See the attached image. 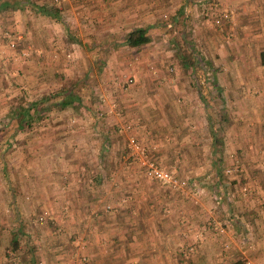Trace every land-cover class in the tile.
<instances>
[{
  "label": "rangeland",
  "instance_id": "374dc122",
  "mask_svg": "<svg viewBox=\"0 0 264 264\" xmlns=\"http://www.w3.org/2000/svg\"><path fill=\"white\" fill-rule=\"evenodd\" d=\"M32 1L35 3L44 1L47 6L54 4L60 11V15L56 18L43 15L34 11L28 4L18 10L11 11L10 17L13 14L11 24L4 19L0 22V33L5 29L10 35H20L17 41L13 39L15 41L13 52L18 55L14 61L7 58L10 55L5 57L2 55L4 48L12 46L0 43V196L3 197L4 193L10 190V182L17 181L18 184L15 186V182H13V188L19 200V202H0L1 233L7 231L6 228L9 226L6 223L5 213L10 210L13 213L14 211L19 213V208L23 207L22 205L32 203L30 208L32 214L30 213L28 218L23 217L18 220L22 230L29 228V237L26 234H20V247L15 252L12 251V248L8 249L6 255L4 253L1 255L3 259L9 261L11 258L14 260V262L10 260L11 264H16V262L19 263L16 261L18 257H26L24 253L27 255L29 251L35 257L27 264H44L42 256L44 251L60 255L65 252L64 259L73 257L74 264H86L85 256L79 262L82 255L74 251L80 239L77 237L78 244L74 242L70 247L68 243L70 240H67L68 242L64 240V238L68 239V234L63 228L66 223L62 224V220L65 222L71 220L66 218L68 217L66 213H69L73 207L71 200L74 198L72 197L74 194L71 189L76 187L75 183L80 182L81 184L82 181V185H84L85 181L88 183L92 180V172L89 170L90 168L87 169L83 158H90L91 150L95 151L97 146H101V143H106L105 135L96 132L99 135H95L93 138L86 137L83 128L95 123L92 121H95L96 117L105 115L109 120L118 119L119 124L116 128L117 133H120L117 135L118 146L123 150L124 157L120 158L125 162L131 161L130 163L136 166L139 173L145 177L141 163L133 157L127 147L128 135L132 134L134 137L136 135L129 130L130 123L124 118L116 98L117 93L123 94L132 90L135 85V75H133L136 73L135 70L141 74L137 78L142 83V86L138 88L140 89V98L146 97L147 101L156 108L161 107L160 103L174 99L171 101V106L176 105L174 109L183 102V97L180 92L173 94L171 90L173 88L177 91L175 88H181L186 84L201 88L213 101L214 93L209 91L211 87L210 72L212 71L213 76H216L215 81L219 80V85L222 86V90L216 98L218 102L214 110L219 107L224 115L230 116L226 117L227 120L234 119L233 124L232 121H223V129L222 126L221 129L224 139L221 138L219 142L214 160L219 165L222 164L223 172L220 170L221 167L218 168L222 178H227L228 181L258 182L256 188L258 191L243 185L241 192L246 197L253 195L259 199V202H256V208L253 210L252 206L251 211L264 213V81L262 85L252 81L250 84L246 81L248 75L244 73V57L247 56H249L247 64L250 68H261L256 66L261 65L257 53L262 49V45L264 48V0H258L252 4L249 3V5L247 4L248 0H136L135 6L141 5L137 10L139 18L137 21L146 27L149 36L147 44H143L137 49L128 46L123 40L126 33L133 28L131 23L125 24V27L123 25L115 27L121 23L118 22L111 29L106 26H97L99 24H96L95 20L88 21L91 16L86 0ZM98 1V5L104 2V0ZM236 2L241 3L242 6H236ZM100 7H103L102 10H104V6ZM106 14V11L102 12L99 17L106 16ZM74 18L79 25L75 26ZM24 19H27L29 24L25 23ZM108 20L106 17L99 20L101 21L100 25H104ZM83 22L86 23V26L80 25ZM115 22L117 21L115 20ZM49 23H56V25L51 29ZM88 24H92L96 33L112 35L107 36L102 42L97 40V36L92 39L87 32L90 30ZM72 28H75L78 34H74L75 31ZM42 32L46 33V36L42 39L40 45L42 49L39 50L36 39L40 38ZM111 36L114 37L110 38ZM83 38L87 39L84 41ZM183 39L196 57L194 64L190 65V67H194L191 72L188 70L189 68L180 65L174 54L175 40ZM259 43L261 48H257ZM230 48L237 49L236 58L227 57L228 54L232 55ZM22 50L27 51V54H21ZM220 50L227 54L222 56ZM218 51L221 54H218ZM255 51H257L256 54ZM36 55H41V57L37 58ZM228 60H233V62L230 63ZM33 64L44 66L43 71L41 72L42 68L34 69L36 66ZM202 65H205L206 69L209 67L208 71L210 72H206L207 70ZM231 65L238 66L234 70L235 73L230 71ZM215 67L222 73L215 74L213 71L216 70ZM38 70H40L39 75H37ZM246 72L248 74V71ZM20 93L23 94L22 101L25 104L42 95L52 94L49 100L50 105L38 115L41 118H34L29 125L25 124L23 129H16L13 135L6 137L4 136L5 131L10 127L14 128L12 113ZM68 95L72 99H78L75 106L57 103L61 97L67 99ZM237 95H239V99L251 98L252 103L261 104L259 106L256 104L252 114L246 113L244 111L245 104L241 100L237 102ZM210 105L214 106L215 102L210 103L209 107ZM193 107V109L203 108L199 100H196ZM211 108L206 106L203 109L205 112H211ZM166 109L167 107L164 109L165 115L168 112ZM191 124H189V126L191 125L190 129L197 128L195 122ZM137 140L144 147V157L158 164V158L155 157V154L147 151L144 141L138 138ZM57 141H59L58 144ZM42 145L49 147L48 151H46L47 148L43 149ZM56 146L60 147L55 149ZM37 150L38 153H30ZM22 157H24L23 159L34 158L32 167L44 164L46 169L44 180L49 183V186L44 190L49 193L48 199L53 197L51 199L53 202H50L52 209L54 207V211L58 210L63 215H61L62 218H56L50 214L47 203L30 201L29 199L33 195L21 190L22 177L19 176L18 171L23 165ZM29 162L31 163V161ZM69 162L72 163L69 164ZM69 165L72 166L71 169H69ZM158 165L172 170L178 177L186 181L187 177L183 175L186 173L185 171L175 166H166L164 163ZM9 173L13 177L15 176L13 180L6 178L7 175H11ZM119 174L117 167L110 169L108 173H105V180L119 181V177H126V175ZM22 175L26 176L24 173ZM162 185L164 184L162 183ZM184 185L179 189L164 186L166 189L181 193ZM106 205L109 207L106 208ZM116 207V203L106 202L103 205V210L107 213H115ZM84 219L83 216L79 219L78 217L72 218L74 222H77L75 227L81 229L84 227ZM221 226L224 227L223 224ZM247 227H249V223ZM38 228H41L43 233L41 231L36 233ZM28 240H30V245L26 247L24 245L28 243ZM33 245L44 250L40 252L42 255L33 253L35 250L32 248ZM58 246L61 249L57 248ZM68 251L69 256H67Z\"/></svg>",
  "mask_w": 264,
  "mask_h": 264
},
{
  "label": "crops",
  "instance_id": "0c3cea01",
  "mask_svg": "<svg viewBox=\"0 0 264 264\" xmlns=\"http://www.w3.org/2000/svg\"><path fill=\"white\" fill-rule=\"evenodd\" d=\"M135 1L136 0H104L103 3L99 4L100 6H104V10H102L103 7L97 4L99 2L98 0H86V5H88L87 7L89 8L91 16L88 21L95 20V23L99 24L97 26H106V28L110 27V29L118 22L121 23H118L115 27L119 25L125 27V24L128 23H131L133 27H144L140 24V21H137L139 19L137 17V10L138 8L140 9L141 5L138 4L135 6ZM255 1L258 0H248L247 4H252ZM40 2L46 5L44 1ZM28 4V1L25 0H0V22L1 20H6L7 23H10L13 16L12 14L10 17L11 11H14V9L18 10L20 7L22 8ZM53 6L55 5H46L48 8ZM236 6L242 5L236 2ZM29 7L32 8L31 5ZM53 9L57 10L53 15L33 10L43 15L56 18L60 15V11L56 6ZM100 10H102L103 13L106 11V16L99 17L102 13H100ZM26 16L28 17V15ZM104 17L109 20L106 21L104 25H100L101 21L99 20L104 19ZM75 20L74 18L73 23L76 26L78 22ZM115 20L117 22H115ZM129 20H132V22H129ZM24 22L29 24L27 19H24ZM55 25L56 23H49L51 29H53ZM80 25L86 26V23L83 22ZM91 25L92 24H88L90 30L87 32L92 39L97 36V40L102 42L105 41L107 36L112 35L108 33H96V30ZM72 30L75 31L74 34H78L75 28H72ZM42 33L41 35L38 33L40 38L36 39L37 49L39 50L42 49L40 45L42 39L46 36V33ZM113 37L114 36H111L110 38ZM10 38L17 41L20 35L11 34ZM86 39L87 38H83L82 40L85 41ZM259 39L262 41L261 38ZM123 40L125 41V38ZM7 42L8 40L0 35L1 45L7 46ZM146 44L147 42L145 45ZM258 45L257 48H261V44L259 43ZM13 49V47L4 48L2 55L4 57L10 55L7 58L11 61L16 60L13 57ZM220 52H222V56L227 54L223 50H220ZM220 52L218 51L217 53L221 54ZM236 52L237 49L230 48V54L232 55L228 54L227 57H232L230 59L236 58ZM256 53L257 51H255V54ZM257 56L260 59L261 65L256 67L261 68H250L247 64L249 63V56H247L244 57V73L248 75V79H246L247 82L252 84V81L262 85L264 81L263 45L262 49L258 51ZM36 57L40 58L41 55H36ZM228 61L230 63L233 62V60ZM35 66L34 69L42 68L41 72L43 71L44 66ZM202 66L206 69L205 65ZM193 68L192 66L187 67L190 72ZM208 68L209 67H207L206 72H210ZM237 68L238 66H232L230 71L235 73L234 70ZM213 71L215 74L219 72L218 68ZM246 71H248V74ZM135 72L136 73L133 74L135 75L134 87H132L130 92L128 91L125 93L123 91V94L117 93V104L121 108L126 121L130 123L129 130L132 131L138 139L144 141L147 146V151L151 154H155L159 163H164L166 166H175L185 171L186 173L183 175L187 177L186 183L181 193H178L166 189L160 181H151L143 177V175L139 173L138 168L130 163L131 161L125 162L124 159L120 158L124 157L123 150L118 146L119 138L117 135L120 134L116 131L119 124L118 119H110V121L105 115L96 117L95 121H92L95 123H92L91 126H89V124L87 128L84 126V134L85 136L87 135L86 137L90 136L93 138L95 135H99L98 133L100 132V134L105 135L106 143H101V146H97L95 151L91 150L90 154L92 156L90 158H83L87 169L90 168L89 170L92 172V180L91 182L89 181L90 183L88 182L89 184L85 181L84 185H82V181L81 184L80 182L78 184L75 183L76 187L71 189L72 194H74L72 195L74 198L71 200V202H73L71 203L73 207H71L69 213H66L68 214L66 218L71 220L70 222L62 220V224L66 223L63 225V228L68 234V239L64 238V240L66 242L70 240V242H68L70 247L74 242L78 244L76 241L77 237L80 239L78 246L74 248L76 253L82 255L79 258V262H81V257L84 256L85 259H87L86 264H243L245 258L254 261L263 259L264 213L262 211L259 213L251 211L250 209L252 206L253 210L256 208V202H259V199H257L256 196L253 197V195L246 197V195L241 192V187L243 185H247V187L252 190L258 187V182L228 181L227 178H222V175L219 173L220 170L223 172L222 164L219 165L217 161L214 160L219 142L221 138L224 139L222 133L223 121L227 120L226 117H230L229 115H224L219 107H216V110H214L218 102L216 98H218L222 90V86L219 85V80L215 81L216 76L214 77L211 71V87L209 91L212 94L214 93V106L210 105L209 107V104L213 101L207 97L206 93H204L201 88L186 84L182 85L181 88H175L177 91L173 88L171 90L173 94L180 92L183 97V99L181 98L183 102L179 104V107L174 109L176 105L173 104L171 106V101H174V99H170V101H165L166 103H160L161 107L156 108L147 101L146 97L143 96L140 98V89L138 88L142 86V83H140L137 78L140 77L141 74L138 73L137 70H135ZM39 73L40 70H38L37 75H39ZM219 73L221 74L222 71ZM143 91L145 95V90L143 89ZM197 97L199 98L196 100L200 101L201 107H212V111L205 112L203 108L193 109V104H195V98ZM238 97L239 95H237V102L239 100H241V102L243 101L242 103L245 104L244 111L249 114L253 113L255 106L261 104L257 102L252 103L251 98L239 99ZM67 100L68 102L66 105L70 106H75L76 101H78L77 98L72 99L70 95H68ZM22 104L25 103L22 101ZM165 107H167L166 110H168L166 115L164 113ZM223 115L224 118L222 117ZM36 118L41 117L37 116ZM233 120V118H229L226 122L232 121L233 124ZM32 121L33 120H30L29 123ZM193 122L196 123L197 128L190 129L191 125L194 126L191 124ZM29 123L18 126L16 120L13 119L14 128L10 127L7 129L4 136L8 137L13 135L16 129H23L25 124L29 125ZM189 124L191 125L189 126ZM58 143L59 141H57V144ZM42 146L43 149L47 148L46 151H48L49 147H45V145ZM59 147L56 146L55 149ZM30 153H38V150ZM208 156L210 157L208 158ZM23 158L24 157H22L23 165L20 166V171H18L19 176L22 177V181H20L21 190L23 192H30L29 195H33V197H30V201H42L47 203V207L50 208L48 212H51L50 214L54 215L56 218H62L63 215L59 213L58 210L54 211V207L52 209L50 202H53L51 200L53 197L48 199L49 193L44 190L49 186V183L44 180L46 174L44 164L42 163L40 166L34 165V167L37 166V168H34L32 167V160L34 158ZM29 161H31V163ZM71 163L72 162H69V164ZM68 167L69 169L72 168L71 165ZM115 167H117V173H120L119 175H126V177H119V181H106L105 173H108L110 169ZM219 167H221L220 170L218 169ZM7 170L9 172V168ZM48 171L50 170L48 169ZM22 173L26 176H23ZM227 176L230 177V175ZM6 178H11L13 180L15 176L13 177L11 174L10 176L7 175ZM13 182H15L14 186L18 184L17 181ZM13 182L9 184L11 187L10 190L7 191L8 193H4L3 197L0 196V202H19L17 198L18 195H16L15 189L13 188ZM256 191L258 190L256 189ZM255 198L256 201L254 200ZM106 202L117 204L115 213H107L103 210V205ZM22 206L23 207L19 208V213L15 211L13 213L12 210L5 213L6 223H8L9 226L6 228L7 231L3 233L0 231V264H11L12 261L14 262L11 258L10 260L12 261H7L5 258L3 259L1 255L3 253L6 255V251L8 252V249L11 248L13 252L17 251L21 242L19 238L20 234H26L27 237H29V228H23L22 230L18 220L30 216L32 203H26ZM236 211L238 213L240 212V214H237ZM81 216L85 218L83 229L75 227L77 222L72 220L73 217H78L79 219ZM14 218L16 219L14 220ZM213 223L223 224V230H216L213 227ZM248 223L249 227H247ZM38 231L43 233L41 228L36 229V233H38ZM78 233L79 236H77ZM25 244L24 246L26 247L30 245V240ZM225 244L228 246H225ZM32 248L35 249L33 252L35 255L38 253L42 255L40 252L44 251L41 250L42 248L40 247L34 246ZM57 248H60V246ZM63 254L66 253L63 252L60 255L58 253L53 254L52 252L49 253L48 251H44V255H42L44 264L75 263L73 257L64 259ZM24 255L26 257H18L16 261L19 263L16 262V264H27L29 260L35 257L32 256L29 251L27 253L28 257L26 253H24ZM67 256H69V251Z\"/></svg>",
  "mask_w": 264,
  "mask_h": 264
},
{
  "label": "trees",
  "instance_id": "16d2710c",
  "mask_svg": "<svg viewBox=\"0 0 264 264\" xmlns=\"http://www.w3.org/2000/svg\"><path fill=\"white\" fill-rule=\"evenodd\" d=\"M28 1V3L32 6L34 10L38 12L53 15L57 10L53 9V7H46L44 4H37L34 1ZM149 40L148 35L146 34V28L142 26H135L130 29L125 35V43L137 49L139 46L145 44ZM175 56L177 61L180 63L182 67H188L195 62V55L191 51V49L186 45L185 39L183 40H175L174 42ZM52 95V94H51ZM50 94L42 95L36 99L30 100L26 104H22L23 94L18 95V102L15 103L14 110L12 116L14 115V119L18 126H23L24 123L28 124L30 120L36 118L44 109L50 105L49 100L51 97ZM61 105H65L68 100L64 97H61L57 103Z\"/></svg>",
  "mask_w": 264,
  "mask_h": 264
},
{
  "label": "built area",
  "instance_id": "2783aa9c",
  "mask_svg": "<svg viewBox=\"0 0 264 264\" xmlns=\"http://www.w3.org/2000/svg\"><path fill=\"white\" fill-rule=\"evenodd\" d=\"M215 22H217L215 20ZM5 39L8 40L7 44L10 46H14V40L10 38V33L7 30H1L0 33ZM21 54H27V51H21ZM14 59L18 58V55H13ZM127 147L129 151L133 155V157L137 158L143 167V174L146 178L154 179L160 181L165 186L171 189H179L180 187L185 184V179L178 177L172 170L162 167L156 164L154 161L149 160L144 157V147L141 143L137 140L134 135L129 134L127 137ZM109 205H106V208ZM41 218V217H39ZM214 228L218 231H222L223 227L219 224H214ZM225 246H228L225 244ZM84 257H81L83 259ZM243 264H264V259L259 261H252L251 259H244Z\"/></svg>",
  "mask_w": 264,
  "mask_h": 264
}]
</instances>
